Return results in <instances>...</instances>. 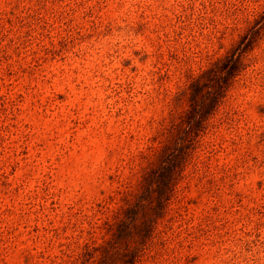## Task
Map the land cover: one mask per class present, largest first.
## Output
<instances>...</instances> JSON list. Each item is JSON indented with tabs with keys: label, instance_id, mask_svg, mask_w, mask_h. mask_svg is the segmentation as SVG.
<instances>
[{
	"label": "rangeland",
	"instance_id": "rangeland-1",
	"mask_svg": "<svg viewBox=\"0 0 264 264\" xmlns=\"http://www.w3.org/2000/svg\"><path fill=\"white\" fill-rule=\"evenodd\" d=\"M263 12L0 0V264H97L85 248L177 136V95ZM248 58L137 264H264V35Z\"/></svg>",
	"mask_w": 264,
	"mask_h": 264
},
{
	"label": "trees",
	"instance_id": "trees-1",
	"mask_svg": "<svg viewBox=\"0 0 264 264\" xmlns=\"http://www.w3.org/2000/svg\"><path fill=\"white\" fill-rule=\"evenodd\" d=\"M263 35L264 12L249 22L224 55L210 62L177 95L186 94L189 100L188 107L177 115L179 123L174 128L177 136H172L158 151L140 181L138 192L126 195L113 221L105 223L110 238L97 246H86L85 256L97 258V264H116V256L121 255L122 259L130 257L129 263L137 264L154 239L160 219L170 212L192 155L210 129V119L219 113L240 77L251 67L248 57Z\"/></svg>",
	"mask_w": 264,
	"mask_h": 264
}]
</instances>
